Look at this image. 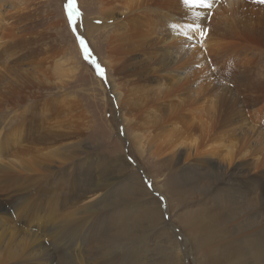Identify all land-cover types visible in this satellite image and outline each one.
<instances>
[{
  "label": "rangeland",
  "instance_id": "rangeland-1",
  "mask_svg": "<svg viewBox=\"0 0 264 264\" xmlns=\"http://www.w3.org/2000/svg\"><path fill=\"white\" fill-rule=\"evenodd\" d=\"M15 1L0 0L3 21L9 13L16 15L20 6ZM45 1L39 4L41 24L27 29L25 34L33 41V48L39 46L48 49L44 70L51 77L52 87L47 82L45 90L41 91L35 84L28 83L21 87L19 93L14 84L6 88H3V83L0 85L6 94L5 100L0 102L3 105L0 108V203L13 200L20 207L15 224L13 222L4 231L0 230V234L4 232L0 259L12 252L20 255L32 244L33 239L27 232L28 223L23 218H34L30 230L35 231L34 227H40L41 230L36 232L38 241L49 243L52 235L50 229H62L70 216L66 217L68 212L76 209L70 206L72 201L78 206L84 204L78 200L77 193L83 194L94 183L103 182L108 184L106 194L90 199L93 206L89 209L88 217L92 223L100 216L107 219L115 216V206L111 203H120L119 207L130 203L128 210L120 208L119 213L122 218L128 219L129 215L133 219H128L131 231L135 228L142 233L153 228L149 246L153 250L155 264H205V255L196 250L195 239L186 228L197 220V212L205 209L202 192L204 187L216 180V169L223 173L236 166L240 168L238 178L232 180L243 185L235 188L241 190V197L246 182H250L252 191L258 188L253 197L259 196L257 192L264 188V97L250 107L238 106L240 110L235 117L240 124L237 127L240 133L230 137L223 135V139L229 137L224 146L230 149H219L217 156L215 153L202 154V158L213 160L214 167L199 166L196 162L191 170L182 172L181 165L177 166L172 157L167 159L161 148H157V145L169 139V131L174 129L152 119L151 112L156 114L157 110L153 109V105L158 98L162 99L165 90L158 88L153 81L123 88L110 68L108 56L110 52L112 57L117 55L118 44L107 36H111L116 27L103 29L100 19L108 11L113 13L114 18L122 17L121 8L114 4L111 11L105 6V0H72L70 19V0ZM6 25L3 22L0 27V37L8 28ZM77 34L86 39L91 56L105 70L107 83L84 59ZM50 49L54 51L50 52ZM26 50L14 55L11 62L18 63L23 58L22 67L26 69L25 61L35 56L25 55ZM41 52L38 54L42 56ZM3 64L0 58V67ZM216 76L219 82L222 81L220 75ZM254 76L237 77L233 83H229L239 90L244 82H249ZM163 80L170 85L165 77L159 78L158 82ZM207 80L202 78V86L208 83ZM118 92H121L120 98ZM63 97L75 102L77 109L74 107L75 112L66 115L67 111L59 107L54 117L52 107L61 104L59 101ZM52 100L54 103L58 101L57 104H52ZM176 102L168 101L167 104L175 107L179 103ZM42 105H45V109L52 105L51 111H44ZM71 108L73 106L69 105L67 109ZM243 120H246L245 126L242 125ZM187 121L189 124L192 122L191 116L182 113L179 127L186 125ZM161 135H164L163 140ZM137 136L144 140L136 139ZM225 157L231 163L237 158L230 165ZM149 183L151 188L147 186ZM247 187L249 189L250 186ZM229 208L232 210L234 207ZM73 215L81 219L84 212ZM81 239L80 236L79 241ZM66 245L60 249L65 248V252L68 248L70 250L72 244L68 239Z\"/></svg>",
  "mask_w": 264,
  "mask_h": 264
},
{
  "label": "bare ground",
  "instance_id": "bare-ground-1",
  "mask_svg": "<svg viewBox=\"0 0 264 264\" xmlns=\"http://www.w3.org/2000/svg\"><path fill=\"white\" fill-rule=\"evenodd\" d=\"M40 1L16 0L14 3L20 6L16 15L9 13L4 21L0 16V27L3 22L8 27L0 37V58L4 62L0 67V85L3 83V88L14 84L20 93L21 87L28 83L35 84L41 91L45 90L47 82L51 85V77L44 70L48 49L33 48V41L25 34L27 29L41 24ZM114 4L121 8L123 16L114 18L108 11L100 19L103 29L116 27L113 34L107 36L118 44L117 55L112 57L110 52L108 56L110 68L123 88L153 81L158 88L164 89L162 99H156L153 105L157 110L156 114L151 112L152 119L178 130L169 131V139L157 148H161L167 159L172 157L177 166L181 165L182 172L191 170L196 162L199 166L214 167L213 160L202 158V154L216 155L219 149L225 148L228 138L240 133L236 118L240 110L238 106L250 107L264 97V63L261 66L264 61V4L255 0H212L211 7H208L185 5L184 0H105V6L111 11ZM198 25L206 31L205 37L200 36ZM22 50H26L25 55H35L32 60L25 61L26 69L22 67L23 58L18 63L10 60ZM40 52L42 56L38 54ZM216 74L223 78L222 81L217 80ZM244 76L254 78L244 82L239 90L233 88L231 83ZM161 77L167 78L170 85L165 80L162 81L164 83L158 82ZM202 78L208 79L205 86H202ZM120 93H117L119 98ZM0 98V102L5 100L4 91ZM64 98L56 108L51 105L45 109L42 105L43 110L50 112L52 107L54 117L59 107L67 111L66 115L75 112L76 103ZM173 100L179 103L170 107L167 102ZM52 101V104L58 102ZM69 105L73 108L67 109ZM2 106L0 103V108ZM182 113L189 114L192 122L189 124L187 121L186 125L179 127ZM245 122L243 120L242 125ZM223 135L229 137L223 139ZM137 138L144 140L140 136ZM236 158L230 159L232 163ZM238 171L240 168L237 166L223 173L216 169V180L202 192L205 209L197 212V220L187 225V231L195 239L194 247L206 257L205 264H264V188L257 192L259 196L253 197L258 188L252 191L250 182H246L242 198L241 190L235 188L243 185L232 180L238 178ZM107 185L97 182L91 190L77 193L78 200L84 204L78 206L72 201L70 206L76 209L68 212L66 217L70 216L62 229L48 230L52 234L49 243L38 241L36 232L41 230L40 227L30 230L34 218H23L28 223V236L33 242L22 254L12 252L0 259V264H155L154 253L149 246L153 228L142 233L135 228L131 231L128 225L131 217L122 218L119 213L120 208L128 210L130 203L120 207V203H111L115 206V216L111 219L100 216L95 223L89 219L88 212L93 206L90 201L106 194ZM229 207L234 208L231 210ZM19 209L17 201L0 203V230L4 231L13 222L15 224ZM77 212H84V216L80 219L73 215ZM36 217L40 220L38 215ZM3 233L0 234V245ZM67 239L72 245L65 252V248H60L66 245Z\"/></svg>",
  "mask_w": 264,
  "mask_h": 264
},
{
  "label": "snow or ice",
  "instance_id": "snow-or-ice-1",
  "mask_svg": "<svg viewBox=\"0 0 264 264\" xmlns=\"http://www.w3.org/2000/svg\"><path fill=\"white\" fill-rule=\"evenodd\" d=\"M211 2H212V0H184L185 5H201V6L207 5L208 7H211ZM255 2L256 3H260V4H264V0H255ZM71 4H72V0H70V4H69V18L70 19H71V14H72ZM198 27L200 28V36L201 37H205L206 36V31L203 29L202 26L198 25ZM73 31H76V29H73ZM76 39L79 42V45L81 46V48L83 50L84 59L86 61H88V63L92 67H94V69L96 70L97 75L100 76L101 79L105 83H107L105 70L97 62L96 58L94 56H91V49L87 46L86 39L82 35H79V34H77ZM147 186L149 188L152 187V185L150 183ZM160 200L163 202L164 198L161 196ZM165 218H167V217H165Z\"/></svg>",
  "mask_w": 264,
  "mask_h": 264
}]
</instances>
